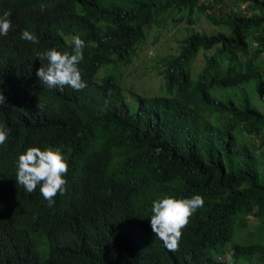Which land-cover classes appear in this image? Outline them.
<instances>
[{"label":"trees","instance_id":"1","mask_svg":"<svg viewBox=\"0 0 264 264\" xmlns=\"http://www.w3.org/2000/svg\"><path fill=\"white\" fill-rule=\"evenodd\" d=\"M226 1L0 0V12H24L20 25L27 30L46 25L38 44L21 39L13 22L8 36H0V75L5 77L0 123L11 129L0 146V264H53L60 230L75 232L86 218L71 201L78 195L92 210L97 207L92 237L67 240L55 264H125L121 236L137 228L152 202L167 194H199L205 204L190 218L181 247L165 264H220L213 255L233 236L237 216L254 212L264 225V112L254 105L244 111L228 105L220 113L232 116L219 125L197 108L206 86L232 82L255 84L264 103V0H233L230 6ZM243 2L249 12L239 10ZM174 7H188V22L195 8L204 12L212 29L191 31L176 53L160 57L166 93L138 96L133 115L114 79L97 82L95 72L112 58L130 62L144 27L162 25L164 13ZM61 31L83 36L80 67L91 87L89 97L85 88L58 93L37 80L40 50L50 45L70 50L62 45ZM212 47L193 82L198 50ZM174 103L188 113L186 121L165 128L153 108ZM245 133H256L260 141L251 143ZM32 146H63L69 158L66 191L52 207L39 187L29 194L16 180L18 157ZM122 189L131 192V201L121 198ZM250 251L249 264H264V245Z\"/></svg>","mask_w":264,"mask_h":264},{"label":"clouds","instance_id":"2","mask_svg":"<svg viewBox=\"0 0 264 264\" xmlns=\"http://www.w3.org/2000/svg\"><path fill=\"white\" fill-rule=\"evenodd\" d=\"M0 13H3V15H0V36H8L9 32L12 30L13 23L19 27L21 39L33 44H38V38L42 37L45 33V22L34 31H29L22 27L20 23L24 17L23 11H14L13 13H11V11H1ZM148 25L144 27L145 35ZM61 35L64 40L62 45L70 46V50L57 49L56 47L51 48V45L40 50L36 54L35 74L37 80L45 88L55 90L58 93L67 90L80 91L85 88L86 94L89 97L91 87L80 67L84 60L83 50L86 46L85 41L82 39L83 36L75 31H61ZM139 43H137L135 47ZM201 49L205 50L206 48H200L198 52ZM210 53L205 54L207 55ZM136 54L137 51L135 55ZM262 57H264V55ZM118 61L121 60L112 58V60L100 64L95 72V78L97 82H101L108 76L112 77L118 84L124 101L128 104L123 94V88L113 73H106L99 79L96 75L98 69L103 64L117 63ZM205 64L206 58H204L202 67L205 66ZM202 67L197 72V75H194L192 66L191 80L193 82L201 77ZM222 77L223 76L219 79ZM4 79V75H0V106L5 102V97L2 93ZM212 88H214L213 91ZM256 91L255 84H234L232 82L226 86L208 85L204 89V94L197 108L203 117L214 124L220 125L225 123L227 119L232 116L231 113H220V109L228 105L236 104L242 111H244L245 106L249 107L250 105H254L260 111L264 112V108H260V106L253 101V97L250 94L253 92L257 98L261 100L256 94ZM134 95L138 102L135 111L132 112L130 107L127 106L129 113L133 115L136 114L140 106L138 96L150 97V95L139 93H134ZM42 107L43 105L39 104V108ZM153 109L160 123L165 125V128L185 123L186 115H188L187 112L182 111L179 105L175 103ZM10 131V128L0 123V146H3L7 142ZM234 132L238 136H241L237 129H234ZM252 135L257 134L251 133L244 135V137L251 143H255L249 138V136ZM159 151L160 150L157 149V152ZM69 168V158L63 151V146L46 147L44 149L38 146H32L28 147L26 151L18 157L16 180L18 185L23 186L25 192L29 194L35 192L39 187L40 194L48 202V207H52L55 203V197L58 194L63 195L66 191V176ZM120 196L124 201H131L133 199L129 190L124 191L122 189L120 191ZM71 201L75 207V211L86 215V218L75 232L60 230L58 251L53 259V264L60 259L61 247L67 240L70 238H77L81 241H88L92 237L93 213L97 210V207L92 210L84 197L80 195L75 196ZM204 204L205 199L199 194L193 195L190 198H177L174 194H167L162 198L154 200L152 202L151 213L144 218L143 222L138 225L137 228L125 232L120 238V243L124 249V252H120V254L125 264H165L181 247L184 229L189 225L190 218L197 210L201 209ZM71 212L72 211L67 213L62 219H67ZM248 217H253L254 220L249 222L247 221ZM238 221H240L243 226L239 231H237L238 228L236 226V222ZM234 226L233 236L227 238L213 256L220 264H249L248 254L251 253V248L264 245V225L257 214L249 212L243 217L237 216ZM136 231L140 232L136 233ZM20 250L22 251V249Z\"/></svg>","mask_w":264,"mask_h":264},{"label":"rangeland","instance_id":"3","mask_svg":"<svg viewBox=\"0 0 264 264\" xmlns=\"http://www.w3.org/2000/svg\"><path fill=\"white\" fill-rule=\"evenodd\" d=\"M226 3L225 5H233V0H227ZM245 4L244 2L240 4V11L243 12L247 8L244 6ZM249 10L245 11L249 12ZM188 15V7H174L168 10L164 13L166 21H163L162 25L151 22L146 27L145 39L135 47L137 54L131 62L106 63L98 69L96 74L98 79L106 73H113L117 77L132 112L135 111L138 104L134 93L143 95L166 93L164 77L158 71L160 57L165 54L176 53L179 50L181 38L191 31L212 29V25L207 22L204 12H199L195 8L192 13L193 22H188ZM253 44L254 42H252ZM213 49H201L198 52L193 65L194 75H197L203 65L205 53H210ZM250 94L253 101L263 109V102L253 92ZM245 135L248 134L245 133ZM249 138L255 144L260 141L259 135H252ZM253 220V217L247 218L249 222ZM236 226L237 231L243 227L240 221L236 222Z\"/></svg>","mask_w":264,"mask_h":264}]
</instances>
